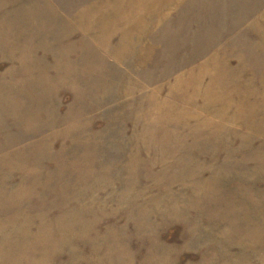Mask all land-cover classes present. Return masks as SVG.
Masks as SVG:
<instances>
[{
  "label": "rangeland",
  "instance_id": "rangeland-1",
  "mask_svg": "<svg viewBox=\"0 0 264 264\" xmlns=\"http://www.w3.org/2000/svg\"><path fill=\"white\" fill-rule=\"evenodd\" d=\"M0 264H264V0H0Z\"/></svg>",
  "mask_w": 264,
  "mask_h": 264
}]
</instances>
